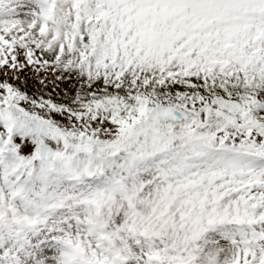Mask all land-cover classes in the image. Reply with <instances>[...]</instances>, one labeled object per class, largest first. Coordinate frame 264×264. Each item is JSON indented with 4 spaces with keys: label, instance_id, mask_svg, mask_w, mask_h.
Instances as JSON below:
<instances>
[{
    "label": "snow or ice",
    "instance_id": "obj_1",
    "mask_svg": "<svg viewBox=\"0 0 264 264\" xmlns=\"http://www.w3.org/2000/svg\"><path fill=\"white\" fill-rule=\"evenodd\" d=\"M0 264H264V0H0Z\"/></svg>",
    "mask_w": 264,
    "mask_h": 264
}]
</instances>
